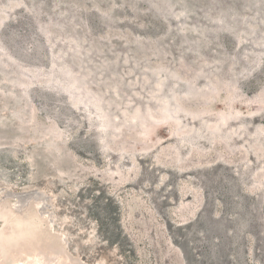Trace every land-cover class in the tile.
Masks as SVG:
<instances>
[{"label":"rangeland","instance_id":"obj_1","mask_svg":"<svg viewBox=\"0 0 264 264\" xmlns=\"http://www.w3.org/2000/svg\"><path fill=\"white\" fill-rule=\"evenodd\" d=\"M34 193L87 264H264V0H0V201Z\"/></svg>","mask_w":264,"mask_h":264},{"label":"bare ground","instance_id":"obj_2","mask_svg":"<svg viewBox=\"0 0 264 264\" xmlns=\"http://www.w3.org/2000/svg\"><path fill=\"white\" fill-rule=\"evenodd\" d=\"M34 194L20 208L13 196L0 201V264H87L69 253Z\"/></svg>","mask_w":264,"mask_h":264}]
</instances>
